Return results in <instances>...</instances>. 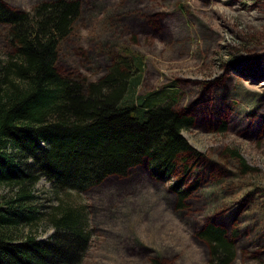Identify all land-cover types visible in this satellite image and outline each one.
Wrapping results in <instances>:
<instances>
[{
    "label": "rangeland",
    "instance_id": "obj_1",
    "mask_svg": "<svg viewBox=\"0 0 264 264\" xmlns=\"http://www.w3.org/2000/svg\"><path fill=\"white\" fill-rule=\"evenodd\" d=\"M4 1L28 10L42 0ZM80 1L58 71L94 81L122 50L141 54L136 94L158 90L156 99L167 96L192 118L182 135L199 153L186 160L185 186L194 189L177 205L171 186L186 154L165 182L146 161L84 191L57 192L42 177L33 190L36 219L22 233L47 238V216L66 199L88 206L93 234L82 264H208L209 248L196 235L208 222L233 239L231 264H264V0ZM4 31L0 24L1 53ZM11 193L0 185V197Z\"/></svg>",
    "mask_w": 264,
    "mask_h": 264
},
{
    "label": "trees",
    "instance_id": "obj_2",
    "mask_svg": "<svg viewBox=\"0 0 264 264\" xmlns=\"http://www.w3.org/2000/svg\"><path fill=\"white\" fill-rule=\"evenodd\" d=\"M81 13L80 0H42L28 10L0 0L7 46L0 51V185L12 188L0 197V264L83 262L93 234L88 206L60 200L47 216V238L22 233L36 219L33 190L42 177L57 192L84 191L146 161L151 176L165 182L186 154L171 186L177 205L194 189L185 186L186 160L199 153L182 135L192 118L167 96L156 99L158 90L136 94L141 54L122 50L94 81L58 71L59 45ZM196 235L209 248L208 264L233 262L235 245L225 228L208 222Z\"/></svg>",
    "mask_w": 264,
    "mask_h": 264
}]
</instances>
